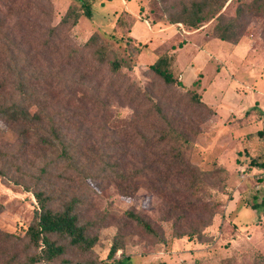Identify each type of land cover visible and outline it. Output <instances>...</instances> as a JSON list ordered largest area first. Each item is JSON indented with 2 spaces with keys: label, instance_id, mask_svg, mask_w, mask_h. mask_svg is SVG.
I'll list each match as a JSON object with an SVG mask.
<instances>
[{
  "label": "rangeland",
  "instance_id": "rangeland-1",
  "mask_svg": "<svg viewBox=\"0 0 264 264\" xmlns=\"http://www.w3.org/2000/svg\"><path fill=\"white\" fill-rule=\"evenodd\" d=\"M181 1L184 0H95L92 16L79 18L68 31V43L79 48L90 35H97L100 46L109 56L127 63L128 68L120 70L118 80L128 79L134 83L148 99L157 103L173 125L190 136L191 148L186 159L200 170L211 171L206 182L214 187L206 199L213 201L218 197L222 201L211 225L202 231L199 239L177 238L172 221L163 220L164 207L159 197L144 189L131 197L119 195L111 182V172L103 170L102 162L90 160L98 154L109 165L121 168L125 160L120 159L126 149L122 124L132 117V107L127 105V100L110 95L111 90L106 86L109 77L103 81L99 92L94 89V81L83 82L82 90L70 92L69 86L77 83L78 86L71 88H80L82 80L81 74L72 75L68 67L61 73L71 78L55 87L60 89L61 95L51 100V109H59L61 120L56 118L66 125L63 132L74 147L80 148L82 159L78 171L56 161L55 155L49 156L34 149V145L26 144L27 136L19 137L17 130L0 121V153L4 155L0 165L7 172V176H0V231L23 236L36 207L33 196L23 185L34 187L38 170L44 168L46 175L37 185L47 184L55 191L68 190V196L72 193L81 196L84 201L82 219L88 224L90 235L97 237V243L88 252L67 249L64 259L69 262L114 264L112 260L106 261V256L114 236L119 233L122 248L116 252L115 260L122 253L128 257L126 264H261L255 257L257 253L264 256V214L261 207L254 211L250 205L264 199V168L260 167L264 163V135H259L261 131L264 133V15H243L242 36L232 44L213 37V21L194 30L181 24H169L168 8ZM250 1L232 0L226 6L225 15L234 16L238 4ZM10 2L0 0V17L8 26L16 21L25 25ZM30 2L35 12L42 6L45 9V0ZM48 2L51 4L49 19L40 16L35 23L30 20L25 31L13 27L11 37L36 41L42 33L40 29L45 25L56 26L70 6L78 5L74 0ZM125 13L138 23L135 29L114 28L115 20ZM111 34L119 41L111 38ZM180 43H183L181 48ZM142 45L145 47L137 52ZM164 53L173 56L175 76L183 88L166 87L148 70L155 58ZM83 56L89 59L87 52ZM53 62L56 68L63 63L59 56ZM84 65L88 64L82 61L78 70L86 72L91 68ZM103 75L104 71L98 77ZM118 80L114 83L120 82ZM195 80L200 83L196 92L210 114L189 99L186 89H193L191 83ZM44 86L54 87L49 81ZM98 93L100 103H93ZM100 109L105 113L102 120L93 115ZM68 178L70 182H62ZM124 210L143 216L159 237L147 236L130 223L118 231ZM24 243L0 250V263L17 253L22 259L20 251Z\"/></svg>",
  "mask_w": 264,
  "mask_h": 264
},
{
  "label": "trees",
  "instance_id": "trees-1",
  "mask_svg": "<svg viewBox=\"0 0 264 264\" xmlns=\"http://www.w3.org/2000/svg\"><path fill=\"white\" fill-rule=\"evenodd\" d=\"M74 1L78 4L77 7L70 6L56 26L45 25L40 29L41 35L33 42L23 37H11L12 28L17 26L21 27V31H25L29 28L30 20L35 23L40 16L49 19L51 4L48 0H45V9L42 6L37 12L34 11L30 0H11L10 6L13 2L14 13L25 20V25L16 21L8 26L6 20L0 17V121L14 131L17 130L19 137L27 136L26 144L34 145V149L49 153V156L55 155L56 161L76 172L82 153L79 152V146L74 147L63 132L66 125L56 118H60L59 109H51V100L61 95L60 89L55 87L63 85L71 78L61 73L68 67L71 68L72 75L76 72L81 74L82 80L80 88H71L78 86L77 83L71 84L68 89L70 92L82 90L83 82L89 81L95 82L94 89L99 92L101 84L109 77L106 86L111 90L110 95L127 100V105L133 110L132 117L122 124L126 149L123 150V158L120 160L125 161L120 168L109 165L97 154L90 162H102L103 170L111 172V182L122 197H131L139 189L159 197L164 207L163 220L172 221L177 238L186 237L188 241L199 239L202 231L211 225L216 209L222 202L218 197H214L213 201L206 199L214 187L206 182L211 171L200 170L187 161L186 155L191 148L190 136L173 125L157 103L148 99V96L128 79L118 80L120 70L128 68L127 63L118 57L109 56L105 48L100 46L97 35H90L79 48L69 45L68 31L75 26L79 18L92 16L95 2ZM230 2L232 0H184L168 8L166 19L171 25L181 24L193 30L213 21V37L222 42L236 44L242 36L241 18L247 13L264 15V0L238 4L232 17L226 16L224 12ZM135 23L134 17L125 13L123 17L119 16L115 20L114 28L122 30L129 27L132 30ZM33 27L32 25L31 28ZM31 32L34 31L31 29ZM110 37L115 38L112 34ZM128 38L132 39L129 35ZM114 40L119 41L116 38ZM182 46L183 43L178 45L180 48ZM144 47L145 45H142L136 51ZM85 52L89 54V59L84 58ZM56 56L63 61L60 68H56L53 62ZM82 61L88 64L84 66H91L86 72L78 70ZM67 64L69 66H66ZM174 66L173 56L164 53L155 58L148 70L166 87L183 88L184 85L175 76ZM102 71L104 75L98 77ZM113 79L120 82L114 83ZM46 81L54 87H42ZM199 86V80H195L191 83L193 89H186V92L191 102L203 107L210 114V109L196 92ZM82 95L84 96V93ZM99 96L98 93L92 99L93 103H100ZM146 97L147 103H144ZM253 109L261 114L257 106ZM93 115L101 120L105 118L102 109ZM30 130L33 131L32 134L28 133ZM259 135L263 136L264 133L261 131ZM3 156L0 153V159ZM251 164L255 165L254 162ZM260 167L264 168V163ZM38 173L39 177L33 181L34 187L23 185L24 190L31 193L36 203L32 218L23 230V236L0 231V250L5 247L14 248L25 242L20 251L23 254L22 259L17 253L10 260L0 264H88L72 263L64 259L69 248L88 252L97 243V237L90 235L88 224L81 216L83 199L75 193L66 195L68 190L55 191L47 184L38 186L46 175V169L41 168ZM0 176H7L3 165H0ZM62 182L67 184L70 180L68 178ZM14 183L20 185L17 181ZM259 207L264 214V199L250 205V209L254 211ZM1 211L0 205V213ZM121 218L123 222L118 231L121 232L130 223L147 236L159 237L158 232L140 214L124 210ZM121 237L119 233L114 236L106 261L112 260L114 264L127 263L128 257H124L122 253L115 260L116 252L122 248ZM255 261L264 264V256L257 253ZM99 264L106 263L102 261Z\"/></svg>",
  "mask_w": 264,
  "mask_h": 264
},
{
  "label": "crops",
  "instance_id": "crops-1",
  "mask_svg": "<svg viewBox=\"0 0 264 264\" xmlns=\"http://www.w3.org/2000/svg\"><path fill=\"white\" fill-rule=\"evenodd\" d=\"M138 26V23H136L135 25H134V29L136 28ZM154 28L155 27H153V30H154ZM157 28V27H156Z\"/></svg>",
  "mask_w": 264,
  "mask_h": 264
}]
</instances>
